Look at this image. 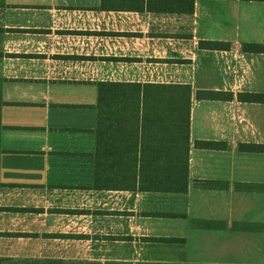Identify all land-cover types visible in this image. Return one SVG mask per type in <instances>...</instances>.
<instances>
[{
  "label": "crops",
  "instance_id": "1",
  "mask_svg": "<svg viewBox=\"0 0 264 264\" xmlns=\"http://www.w3.org/2000/svg\"><path fill=\"white\" fill-rule=\"evenodd\" d=\"M120 4H0V264H264V152L241 149L264 144V102L238 96L264 94V49L244 48L264 47V0ZM101 82L192 87L186 192L141 167L155 127L137 176L96 186Z\"/></svg>",
  "mask_w": 264,
  "mask_h": 264
},
{
  "label": "trees",
  "instance_id": "2",
  "mask_svg": "<svg viewBox=\"0 0 264 264\" xmlns=\"http://www.w3.org/2000/svg\"><path fill=\"white\" fill-rule=\"evenodd\" d=\"M103 0V3L106 4ZM123 6L151 11L192 13L195 0H121ZM201 47L219 48L223 43L200 42ZM246 50L261 51L262 45L245 44ZM1 82V80H0ZM192 87L188 84H139L132 82H101L98 84L97 127L95 157V184L98 187H116L121 177L137 176L140 128L161 131V147L142 148L146 160L144 168L160 172V186L156 190L183 193L188 188L190 151V111ZM217 91H200L201 98L217 97ZM231 96H233L231 94ZM239 98L264 102V94L244 93ZM3 104L0 86V109ZM2 126L0 123V130ZM209 145V143H201ZM241 149L264 152V144H243ZM142 172V171H141ZM207 188L217 187L213 180L199 181ZM142 187V185H141ZM175 240V239H158Z\"/></svg>",
  "mask_w": 264,
  "mask_h": 264
},
{
  "label": "rangeland",
  "instance_id": "3",
  "mask_svg": "<svg viewBox=\"0 0 264 264\" xmlns=\"http://www.w3.org/2000/svg\"><path fill=\"white\" fill-rule=\"evenodd\" d=\"M3 0H0V4L2 3Z\"/></svg>",
  "mask_w": 264,
  "mask_h": 264
}]
</instances>
